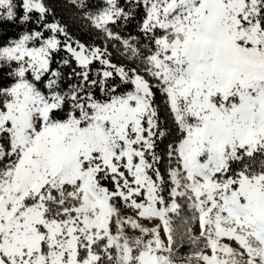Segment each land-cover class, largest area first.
<instances>
[{"label": "snow or ice", "instance_id": "6c2138e0", "mask_svg": "<svg viewBox=\"0 0 264 264\" xmlns=\"http://www.w3.org/2000/svg\"><path fill=\"white\" fill-rule=\"evenodd\" d=\"M68 2L0 0V264H264V0Z\"/></svg>", "mask_w": 264, "mask_h": 264}, {"label": "trees", "instance_id": "16d2710c", "mask_svg": "<svg viewBox=\"0 0 264 264\" xmlns=\"http://www.w3.org/2000/svg\"><path fill=\"white\" fill-rule=\"evenodd\" d=\"M50 2L56 13V18L68 26V30L74 38L82 42H94L97 45L101 43L100 40L96 39L95 31L90 30L89 26L80 19L76 10L71 7L68 0H50ZM9 31L15 30L9 29ZM136 31L135 25H129L124 34L126 35L128 32L135 34ZM158 103H160L159 97ZM180 230L183 231L182 228ZM191 250V246L185 241L183 246L179 249V253L180 255H187Z\"/></svg>", "mask_w": 264, "mask_h": 264}, {"label": "rangeland", "instance_id": "374dc122", "mask_svg": "<svg viewBox=\"0 0 264 264\" xmlns=\"http://www.w3.org/2000/svg\"><path fill=\"white\" fill-rule=\"evenodd\" d=\"M194 231H195V234H196V235H199V227H198V225H196V226L194 227Z\"/></svg>", "mask_w": 264, "mask_h": 264}]
</instances>
